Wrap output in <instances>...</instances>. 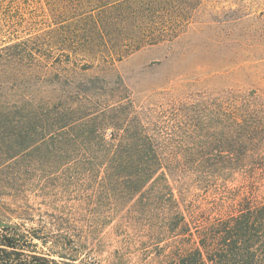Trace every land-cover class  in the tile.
Segmentation results:
<instances>
[{
    "label": "rangeland",
    "instance_id": "obj_1",
    "mask_svg": "<svg viewBox=\"0 0 264 264\" xmlns=\"http://www.w3.org/2000/svg\"><path fill=\"white\" fill-rule=\"evenodd\" d=\"M11 35L0 28V221L27 251L50 264H169L238 217L264 222V0H200L177 39L119 62L43 58L46 40L11 47ZM99 130L194 162L170 189L102 199L99 177L83 179ZM258 238L244 263L264 264Z\"/></svg>",
    "mask_w": 264,
    "mask_h": 264
},
{
    "label": "trees",
    "instance_id": "obj_2",
    "mask_svg": "<svg viewBox=\"0 0 264 264\" xmlns=\"http://www.w3.org/2000/svg\"><path fill=\"white\" fill-rule=\"evenodd\" d=\"M199 6L200 0H0V28L12 33L7 37L16 41L11 47L46 40L43 45L50 55L37 54L43 58L59 51L66 52L68 58L83 53L100 63L119 62L145 47L177 39L192 23ZM31 27L41 28L43 33L20 40L18 33ZM95 122L91 121L93 127ZM84 133L88 139L92 131ZM110 135L108 140L105 134L98 135L95 156L88 159L83 175L86 182L99 177L96 186L102 199L126 198L128 203L143 195L147 187L170 189V179L179 178L177 168L194 162L162 157L151 141L138 140L136 133L123 137L118 144L115 135ZM88 142L92 143L79 142L80 150L90 152L93 146ZM0 232V264L54 262L51 255L27 251L21 244L25 235L19 227L12 225ZM252 238H258L256 243L264 240V222L252 221L248 215L238 217L232 224H224L214 237H205L191 255L176 257L169 264H247L244 255H255L248 244Z\"/></svg>",
    "mask_w": 264,
    "mask_h": 264
},
{
    "label": "water",
    "instance_id": "obj_3",
    "mask_svg": "<svg viewBox=\"0 0 264 264\" xmlns=\"http://www.w3.org/2000/svg\"><path fill=\"white\" fill-rule=\"evenodd\" d=\"M12 225L8 224V223H5V222H2L0 221V229L2 228H7V227H11Z\"/></svg>",
    "mask_w": 264,
    "mask_h": 264
}]
</instances>
